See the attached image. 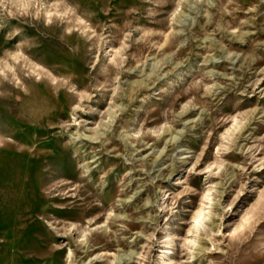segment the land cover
<instances>
[{"label": "rangeland", "instance_id": "rangeland-1", "mask_svg": "<svg viewBox=\"0 0 264 264\" xmlns=\"http://www.w3.org/2000/svg\"><path fill=\"white\" fill-rule=\"evenodd\" d=\"M0 264H264V0H0Z\"/></svg>", "mask_w": 264, "mask_h": 264}]
</instances>
